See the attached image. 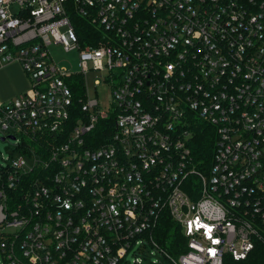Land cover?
<instances>
[{
  "label": "built area",
  "instance_id": "1",
  "mask_svg": "<svg viewBox=\"0 0 264 264\" xmlns=\"http://www.w3.org/2000/svg\"><path fill=\"white\" fill-rule=\"evenodd\" d=\"M72 14L101 30L95 46ZM53 44L80 51V73ZM13 62L31 91L0 103V130L35 149L1 164V264H129L148 246L171 264H224L264 246V0H0V68ZM91 70L106 72L108 108L88 95ZM198 125L215 134L205 169ZM165 212L189 240L178 258L153 235Z\"/></svg>",
  "mask_w": 264,
  "mask_h": 264
},
{
  "label": "trees",
  "instance_id": "2",
  "mask_svg": "<svg viewBox=\"0 0 264 264\" xmlns=\"http://www.w3.org/2000/svg\"><path fill=\"white\" fill-rule=\"evenodd\" d=\"M71 20L77 31L81 47L95 46L96 39L102 34L101 30L93 26L89 20L80 16L72 14ZM68 82L71 85L76 102L78 103L84 91L83 77L76 75L69 78ZM100 140H103V138H100ZM214 143L215 134L213 129L206 125H198L197 134L192 140V150L194 159L199 167L205 169L211 164ZM29 144L27 141L22 140V143L14 147V149L22 155L29 156L30 149H35L33 144L31 146ZM11 173H13L11 165L2 166L0 164V188L5 183L7 176ZM34 176L33 174L23 176V182L33 180ZM18 190L20 189L8 190L10 206L14 207V205L20 202L21 192ZM153 235L157 243L173 258H178L190 250L188 238L185 237L181 227L167 212L158 221L157 227L153 230ZM224 264H264V246L258 244L250 256L243 261L236 262L228 256L225 258Z\"/></svg>",
  "mask_w": 264,
  "mask_h": 264
},
{
  "label": "rangeland",
  "instance_id": "3",
  "mask_svg": "<svg viewBox=\"0 0 264 264\" xmlns=\"http://www.w3.org/2000/svg\"><path fill=\"white\" fill-rule=\"evenodd\" d=\"M16 9V8H14ZM49 51L59 68L65 69L70 73H80V51L73 49L66 51L61 44H53L49 47ZM92 66L90 65V68ZM106 72L91 70L86 77L88 95L90 98H98L102 109L108 108L112 102V88L110 84L103 80ZM100 81V85L96 86V82ZM31 91V81L28 77L23 65L20 62H13L0 68V103H10L21 95L28 94ZM7 134L0 130V164H6V160L14 161L23 156L28 163L32 162L29 156H24L14 149L12 141H1L2 137ZM143 258L145 264L169 263L159 252L151 247H146L144 253L140 254L135 251L127 255L126 261L133 264L135 255ZM2 253L0 250V262ZM1 264V263H0ZM128 264V263H126Z\"/></svg>",
  "mask_w": 264,
  "mask_h": 264
},
{
  "label": "water",
  "instance_id": "4",
  "mask_svg": "<svg viewBox=\"0 0 264 264\" xmlns=\"http://www.w3.org/2000/svg\"><path fill=\"white\" fill-rule=\"evenodd\" d=\"M6 140H9V141H15L16 138H15L14 136H10V135L1 138V141H2V142H5Z\"/></svg>",
  "mask_w": 264,
  "mask_h": 264
}]
</instances>
